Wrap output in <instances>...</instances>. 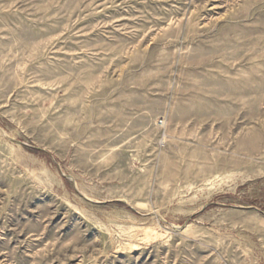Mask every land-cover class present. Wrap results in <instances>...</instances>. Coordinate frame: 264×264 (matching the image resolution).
Returning a JSON list of instances; mask_svg holds the SVG:
<instances>
[{
  "label": "rangeland",
  "instance_id": "1",
  "mask_svg": "<svg viewBox=\"0 0 264 264\" xmlns=\"http://www.w3.org/2000/svg\"><path fill=\"white\" fill-rule=\"evenodd\" d=\"M0 264H264V0H0Z\"/></svg>",
  "mask_w": 264,
  "mask_h": 264
}]
</instances>
